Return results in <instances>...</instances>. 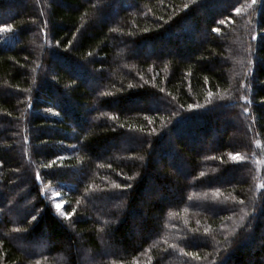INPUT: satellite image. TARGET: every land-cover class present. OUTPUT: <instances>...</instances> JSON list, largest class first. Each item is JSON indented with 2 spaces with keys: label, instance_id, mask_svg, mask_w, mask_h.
I'll return each mask as SVG.
<instances>
[{
  "label": "trees",
  "instance_id": "obj_1",
  "mask_svg": "<svg viewBox=\"0 0 264 264\" xmlns=\"http://www.w3.org/2000/svg\"><path fill=\"white\" fill-rule=\"evenodd\" d=\"M8 24L0 264H264V0H0Z\"/></svg>",
  "mask_w": 264,
  "mask_h": 264
},
{
  "label": "rangeland",
  "instance_id": "obj_2",
  "mask_svg": "<svg viewBox=\"0 0 264 264\" xmlns=\"http://www.w3.org/2000/svg\"><path fill=\"white\" fill-rule=\"evenodd\" d=\"M203 33V32H202ZM202 33H200V35L202 34ZM199 36V35H198ZM156 52H158V50L156 51ZM89 79V78H88ZM196 129V128H195ZM223 131V130H222ZM196 132V133H195ZM184 136H185V139H186V143L188 144V145H190L191 143H192V141H193V143L195 142V144H196V148L197 149H200V148H202L203 146H206V144H204V137H203V134L201 133V131H199V130H196V131H194L193 132V130L191 129V130H189L188 132L186 131V132H183L182 133ZM219 135H221V133L219 134ZM192 139V140H191ZM195 139V140H194ZM191 142V143H190ZM127 145H128V143H126V142H124V144H123V148L124 147H127ZM57 193H54V196L55 197H57L58 195H56ZM110 202V201H109ZM54 203H60L61 204V202H60V200L58 199L57 200V198H56V200H55V202ZM94 206L95 207H97V208H99V206L100 207H102V206H104V201H100V202H97V203H94ZM33 248H36V247H34L33 246ZM111 250L113 251V250H115V249H113L112 248V246H111Z\"/></svg>",
  "mask_w": 264,
  "mask_h": 264
},
{
  "label": "snow or ice",
  "instance_id": "obj_3",
  "mask_svg": "<svg viewBox=\"0 0 264 264\" xmlns=\"http://www.w3.org/2000/svg\"><path fill=\"white\" fill-rule=\"evenodd\" d=\"M255 3H256V0H252V4L254 5ZM185 7H187V5H185ZM239 11H240V9L237 8V9H236V12L238 13ZM220 23H224V21H220ZM12 30H13V26L10 25V24L0 26V31H12ZM213 31L219 32V29H218V28H217V29H213ZM252 38H253L254 40L256 39L255 36H253ZM210 95H211V93H210ZM242 99H246V98H245V97H242ZM191 107H192V106L189 105V108H191ZM247 111H248V109L245 108V112H247ZM230 156H231V159H233L234 161H239V160L242 159V157L240 156L239 153H237V154H235V155L230 154ZM37 178H39V176H38ZM117 187H119V185H117ZM56 195H59V193H57ZM55 207H56V209H57L59 215H60L61 217H63V219H65V220L70 219L71 214H70V213H66V212H64V211L62 210V205H61L60 203H56V204H55ZM35 219H36V217H33V220H35ZM37 264H38V262H37Z\"/></svg>",
  "mask_w": 264,
  "mask_h": 264
}]
</instances>
